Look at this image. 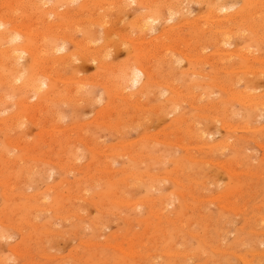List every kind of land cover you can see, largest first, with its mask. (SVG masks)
<instances>
[{"label": "rangeland", "instance_id": "rangeland-1", "mask_svg": "<svg viewBox=\"0 0 264 264\" xmlns=\"http://www.w3.org/2000/svg\"><path fill=\"white\" fill-rule=\"evenodd\" d=\"M38 1L34 19L44 11L45 28L64 34L72 23V40L59 42L55 57L77 55L72 42H82L89 52L112 42L98 58L74 57L61 67L54 74L57 91L46 93L43 102L36 104L27 93L30 102L21 107L23 98L15 91L20 82L0 87V264H264V26L252 24L264 20V0L248 13V24L244 16L243 28H223L226 41L218 30L217 42L200 38L205 27L218 28L228 14H240L245 0H215L220 12L212 16L207 13L214 0H179L178 10L147 32L133 27L147 8L125 0L120 10L101 1L97 10L109 13L110 36L95 26L97 38L89 45L75 31L83 0H62L57 9L60 0ZM169 58L171 67L164 61ZM15 63L26 70L29 56L17 53ZM127 63L148 65L150 78L142 77L137 86L128 80L115 90L111 67L122 70Z\"/></svg>", "mask_w": 264, "mask_h": 264}, {"label": "bare ground", "instance_id": "bare-ground-1", "mask_svg": "<svg viewBox=\"0 0 264 264\" xmlns=\"http://www.w3.org/2000/svg\"><path fill=\"white\" fill-rule=\"evenodd\" d=\"M61 1L62 0H60L59 2H58V4L56 5V7H54L55 9H57L59 6H61V5H63V3H61ZM68 1H74V0H67V3H69ZM101 1H105V0H83V2L80 4V8L78 9V13H77V16H76V18H78V25H77V29H75V31H77V32H81V33H83V37H82V41L83 42H85V43H83V44H88V43H92L94 40H93V36H95V38H97V33H96V31L94 30V27L96 26V27H101L100 29H102L103 30V32H104V35H105V37L106 38H109V36L110 35H108L110 32L109 31H107V30H105L106 29V25H108L107 23H108V21H109V18H110V16H109V13H107V12H100V11H98L97 10V6L100 4V2ZM107 1H109L110 2V5H112V6H114V7H117L118 9H122V7L123 8H125V6H123V3L125 2V0H107ZM130 1H132V0H130ZM134 2H136V3H138L139 5H141V6H143V7H145V8H147V10H148V12L145 14L144 13V15L142 16V19H140L139 21H134V24H133V27L134 28H136V29H138V30H140V31H142V32H147L146 30H148L149 28H150V26H151V23H153V22H157V21H159V20H161L162 18H163V16H165L166 14H168V12H170L169 14L170 15H172L173 14V12L174 11H176V10H178L177 8L179 7V0H133ZM181 1V0H180ZM197 1H199V0H197ZM201 1V0H200ZM204 1H210V0H204ZM215 1V0H214ZM243 1V0H242ZM38 0H0V29H4V31H0V69H2V70H6V73H2L1 75H0V87L1 86H3V85H5L6 84V86H7V83L9 82V81H13V80H15V81H17V82H20L21 84L15 89V91H16V94H20L21 95V97L23 98V102H21V104H20V106L22 107V106H26L27 104H29V102H28V100H27V96L26 95H28L27 93H32L33 94V97L34 98H37L38 99V102L36 103V104H38V103H40V102H43V101H45V100H47V98H46V96H47V94L46 93H49V92H52V93H55L56 91H57V89H56V83H55V81L54 80H56L57 78H58V76H56L55 75V77H57L56 79H54V74L55 73H57L58 74V72H59V70H60V68L61 67H63V66H65V65H70L71 63H72V60H73V58L74 57H77L78 59L79 58H82V57H87V56H92L93 57V59H95V58H98V56H99V54L101 53V52H103L104 50L106 51L107 49L109 50L110 48H107V44L111 41V40H109V39H107L106 41L108 42L107 44L105 43V45H103L102 47H100V48H102V50H92V52H89L90 51V49H89V51H88V49L85 47V48H83L84 46H81V43L82 42H72V41H70V42H72L73 44H74V46H75V48H76V51H79V53L77 52V55H69V56H65L64 55V57H60V58H57V57H55L54 55H53V50L55 49V47L57 46V44L59 43V42H63V43H65V42H68V40H72V39H70L69 38V36H68V33H71L72 31L71 30H69V29H67L68 27H70L71 25H72V23L70 22H68L69 24L66 26V30H64L66 33H64V34H59V33H56V32H54L53 30H51L52 29V27H48V28H45V24H44V18H43V14H44V11H40V14L38 15L39 17L37 18V19H34V11H35V9H40V7H39V5H38ZM77 2V1H76ZM106 2V1H105ZM219 2V1H218ZM128 3V2H127ZM181 3H182V1H181ZM220 3V2H219ZM223 3V2H222ZM221 3V5H223ZM226 3V2H225ZM109 4V3H108ZM131 4H133V2H131ZM213 6H211L210 7V9H209V14L207 13V15H210V16H212L213 15V13L215 12V10H217V11H219V9H218V4L216 3V1L215 2H213ZM227 4V3H226ZM236 4V3H235ZM243 4H244V2H243ZM262 4V0H245V4H244V6H243V8L244 9H242L241 11H240V14H238V13H235L234 15L233 14H231V15H229L228 14V17H226L225 19H223V18H221L222 20H225V21H223L224 23L222 24V25H219L218 26V28H216V27H210V26H208V27H205L206 29H205V31L204 32H202L204 35H206V36H203L201 33V35L203 36V37H200V38H204V37H207V39L209 40V41H216L217 40V38H216V36H217V31L218 30H220V29H222L221 31V35H223V34H225V35H223V41H226L227 40V35H228V31L227 30H225V31H223V28H227V27H229L230 25H242V23L245 21L244 20V16H246L247 17V19H246V22L248 21V18L250 19V16H252V15H250V16H248L249 14H250V11L254 8V7H256V5H261ZM264 4V3H263ZM217 5V6H216ZM232 5H234V4H232ZM100 6H102L101 4H100ZM99 6V7H100ZM128 6V5H127ZM126 6V7H127ZM219 7H220V5H219ZM230 6L228 5V7L226 6V8L228 9ZM215 8H217V9H215ZM221 8V7H220ZM223 8V7H222ZM225 8V11H227V9ZM53 9V8H52ZM50 10V9H49ZM224 9H222V11H223ZM256 10V9H255ZM255 10H254V12H255ZM58 11V10H57ZM234 11V10H233ZM233 11H231V13L233 12ZM54 12H55V10H54ZM186 12V11H185ZM220 12V11H219ZM58 13V12H57ZM63 13V12H62ZM61 13V14H62ZM67 13V12H66ZM71 12H69L68 14L69 15H71L70 14ZM206 13V12H205ZM222 13V12H221ZM249 13V14H248ZM80 15V17H81V15H82V17L80 18L79 17V15ZM182 14H183V11H182ZM186 14V13H185ZM226 13H224L223 14V16L225 15ZM86 15H88L87 17H85L84 18V16H86ZM206 15V16H207ZM253 15H255L254 13H253ZM257 15H259V14H257ZM67 16V15H66ZM141 16V15H140ZM179 16V15H178ZM185 17H186V15H184ZM208 17V16H207ZM215 17V16H214ZM257 17V16H256ZM260 17V16H259ZM83 18H84V20H83ZM122 18V17H121ZM187 18V17H186ZM198 18V17H197ZM206 18V17H205ZM205 18H203V19H205ZM80 19V20H79ZM111 19V18H110ZM135 19H137V17L136 18H133V20H135ZM200 19H202V18H200ZM206 19H208V18H206ZM220 18H218V20H219ZM25 20H28V23H26L25 22ZM199 20V19H198ZM213 20H215V19H213ZM222 20H219V21H222ZM252 19H250L248 22H247V24L251 21ZM71 21H72V19H71ZM111 21V20H110ZM168 21V20H167ZM171 21H173V20H171ZM210 21V20H209ZM32 22V23H31ZM74 22V21H73ZM136 22V23H135ZM169 22H170V20H169ZM184 22V21H183ZM193 22V21H192ZM199 22V21H198ZM245 22V23H246ZM167 23V22H166ZM222 22H220V24H221ZM244 23V24H245ZM57 24V23H56ZM58 24H62V23H58ZM65 24V23H64ZM173 24V23H172ZM186 24H187V22H186ZM204 24V23H203ZM209 24V23H208ZM215 24V23H214ZM252 24H253V26H257V25H261V24H263V26H264V20H252ZM47 25H49V24H47ZM132 25V24H131ZM154 25V24H153ZM168 25H169V23H168ZM213 25V24H212ZM54 26V25H53ZM177 26H179V25H176V27ZM204 26H206V25H204ZM243 26L244 25H242V28H243ZM253 26L251 27L252 28V30H253ZM262 26V25H261ZM59 27V26H58ZM57 27V28H58ZM152 27V26H151ZM172 27V26H171ZM171 27H169V28H171ZM174 27H175V25H174ZM190 27H193V29L194 30H197L198 28L199 29H202V26L201 25H199L198 23H192L191 25H190ZM153 28V27H152ZM197 28V29H196ZM246 28H248V26L246 27ZM258 28V27H257ZM261 28V27H260ZM238 29V28H237ZM240 29V28H239ZM263 29V28H262ZM105 30V31H104ZM154 30V29H153ZM153 30H152V32H153ZM167 30V29H166ZM228 30H230V29H228ZM174 31V30H173ZM131 32V31H130ZM195 32V31H194ZM231 33H232V31H230ZM240 31H238V33H239ZM243 32V31H242ZM255 32V31H254ZM60 33H62V32H60ZM112 33V32H111ZM102 34V33H101ZM117 34H119L118 32H117ZM129 33H127V35H128ZM196 34H198V31H196ZM255 34V33H254ZM261 34V33H260ZM112 35V34H111ZM145 36L147 35V33L146 34H144ZM163 35V34H162ZM171 35V34H170ZM199 35V34H198ZM72 36H73V34H72ZM120 36V35H119ZM122 36V35H121ZM131 36V35H130ZM260 36V35H259ZM74 37H76V36H74ZM114 37V36H113ZM122 37H124V36H122ZM122 37H121V39H122ZM126 37V36H125ZM132 37V36H131ZM163 37V36H162ZM162 37H161V39H162ZM165 38H166V36H164ZM175 37V36H174ZM179 36H177V38H178ZM257 37H258V35H257ZM21 38H24L25 39V41H24V44L22 45V46H13V43L14 42H17L18 41V39L20 40ZM78 38V37H77ZM111 38H112V36H111ZM115 38V37H114ZM129 38L130 37H128V38H126L127 39V41H129ZM135 38V37H134ZM147 38V37H146ZM152 38V37H151ZM164 38V39H165ZM167 38H169V37H167ZM181 38V37H180ZM190 38V37H189ZM259 38V37H258ZM113 39V38H112ZM120 39V37L119 38H117V40H119ZM125 39V40H126ZM140 39V38H139ZM160 39V38H159ZM172 39V38H171ZM205 39V38H204ZM203 39V40H204ZM259 39H257V41H258ZM113 41H114V39H113ZM116 41V40H115ZM143 41V40H142ZM142 41H138V44H139V42L142 44ZM145 41V40H144ZM259 41H261V39L259 40ZM112 42V41H111ZM117 42V41H116ZM120 42V41H119ZM129 42H133V41H129ZM149 42L150 41H148V44H149ZM164 42H166V41H164ZM217 42V41H216ZM95 43H97V42H95ZM156 43V42H155ZM154 43V44H155ZM167 43V42H166ZM166 43H164L163 45H166ZM170 43V42H169ZM167 44V45H169V46H171L170 44ZM209 43V42H208ZM224 43V42H223ZM110 44V43H109ZM116 44H118V43H116ZM122 44V43H121ZM145 44H146V42H145ZM147 44V45H148ZM151 44H153V43H151ZM150 44V45H151ZM157 44L159 45V42H157ZM156 44V45H157ZM171 44H173V43H171ZM6 46V48H2V46ZM89 45V44H88ZM112 45H113V43H112ZM111 45V46H112ZM129 45V44H128ZM135 45V44H134ZM143 45H144V43H143ZM147 45L145 46V47H147ZM224 45V44H223ZM223 45H221V46H223ZM126 46V45H125ZM136 46H138V45H136ZM135 46V47H136ZM152 46H155V45H152ZM175 46V45H174ZM215 46V45H214ZM89 47V46H88ZM98 47V48H99ZM109 47V46H108ZM115 48L117 47V46H114ZM120 47V46H119ZM140 47V46H139ZM148 47H149V45H148ZM160 47V46H159ZM220 47V46H219ZM218 47V48H219ZM225 47V46H224ZM224 47H222V48H224ZM229 47V46H228ZM161 48V47H160ZM163 48V47H162ZM161 48V49H162ZM195 48V47H194ZM151 49V48H150ZM149 49V51H151ZM154 49H156L157 50V52H158V49L159 48H154ZM166 49H168V47L166 48ZM192 49V48H191ZM215 49H217L216 47H215ZM220 49V48H219ZM227 49V48H226ZM141 50H143V49H141ZM140 49H139V52L141 51ZM155 50V51H156ZM175 50V49H174ZM88 51V52H87ZM144 51H145V49H144ZM177 51V50H176ZM215 51H217L218 52V54L220 53V51L219 50H215ZM224 50H222V52H223ZM58 52V51H57ZM73 52V51H72ZM110 52V51H109ZM148 52V51H147ZM153 53H154V50L152 51ZM168 52V51H167ZM226 52V51H225ZM224 52V55L226 54ZM233 52V51H232ZM249 52V51H248ZM17 53H19V54H23V55H28L29 56V65H28V68L26 69V70H21L20 68H18L17 67V65H16V63H15V60H16V55H17ZM196 53V52H195ZM209 53H212V52H209ZM227 53H230V52H227ZM236 53V52H235ZM235 53H234V55H235ZM155 54V53H154ZM157 54V53H156ZM161 54V53H160ZM214 54V53H213ZM231 54V53H230ZM233 54V53H232ZM231 54V55H232ZM80 55V56H79ZM142 55H145V54H142ZM150 55H152V54H150ZM215 55H216V52H215ZM221 55H222V53H221ZM237 55V54H236ZM257 55V54H256ZM153 57H155L154 55H152ZM158 56V55H157ZM183 56H185L184 54H183ZM137 57V56H136ZM198 57V56H197ZM210 57V56H209ZM216 57V56H215ZM240 57H242V56H240ZM255 57L256 56H254V59H255ZM19 58V57H18ZM138 58V57H137ZM248 58H250V57H248ZM77 59V60H78ZM140 59V58H139ZM173 59V58H172ZM171 58H169V59H167V60H164L165 61V63H167V66H169V67H171L172 66V63H173V61L174 60H172ZM186 59H188V58H186ZM196 59V58H195ZM198 59V58H197ZM200 59V58H199ZM210 59V58H209ZM208 59V60H209ZM212 59V58H211ZM244 59H245V57H244ZM246 59H247V57H246ZM254 59H251V60H254ZM258 59H259V57H258ZM257 59V61L259 62V60ZM23 60V59H22ZM201 60V59H200ZM206 60V59H205ZM220 60V59H219ZM256 60V59H255ZM254 60V61H255ZM261 60V59H260ZM18 61H20V60H18ZM198 61V60H197ZM202 61V60H201ZM203 61H204V59H203ZM213 62H215V58H214V60H212ZM262 61V60H261ZM261 61H260V64L262 65L263 63H261ZM109 62V61H108ZM183 62V61H182ZM200 62V61H199ZM211 62V61H210ZM221 62V61H220ZM262 62H264V60L262 61ZM116 63V62H115ZM124 63H126V62H124ZM212 63V62H211ZM210 63V64H211ZM21 64V63H20ZM74 64V63H73ZM103 62L100 64L101 65V67H104L103 65ZM107 64L108 63H106L105 64V66L107 67ZM118 64V63H117ZM120 64L121 63H119V66L118 67H120ZM213 64V63H212ZM100 65H99V67H100ZM109 65V64H108ZM111 65V64H110ZM216 65V64H215ZM217 65H218V63H217ZM216 65V66H217ZM222 65V64H221ZM22 66V65H21ZM114 66V65H113ZM146 66H148V65H146ZM145 66V67H146ZM106 67H104L105 69H107ZM118 67H116V66H114V67H111L112 68V70L114 71V74H112L113 73V71H110V70H105L104 71V74H108V75H111L112 74V77L113 78H110L111 80H112V84H113V87H114V89L115 90H117L118 89V87H119V85L121 84V83H125V82H128V80H130V81H132V83L134 84V85H139V82L142 80V77H144L145 79H148V78H150L149 76H150V73H149V66L148 67H144V65L143 66H141V67H133V64H131V63H127V64H125L124 65V69H122V70H119V68ZM262 67H264V66H262ZM118 68V69H117ZM122 68V67H121ZM148 68V69H147ZM221 68V67H220ZM225 68V67H224ZM248 68V67H247ZM217 69V68H216ZM223 69V68H222ZM260 69V68H259ZM263 69V68H262ZM260 70L261 71V73L263 72V70ZM246 70V69H245ZM248 70H250V69H247L246 71H248ZM193 71V70H192ZM221 71V70H220ZM219 71V72H220ZM230 71H232V72H236V71H238V70H235L234 69V71H233V69L232 70H230ZM242 71V70H241ZM254 71V70H253ZM252 71V72H253ZM258 71V70H257ZM194 72V71H193ZM227 72V71H226ZM249 72V71H248ZM154 73V72H153ZM152 73V75L154 76V74ZM199 73V72H198ZM238 73H239V71H238ZM243 73H244V71H243ZM246 73V72H245ZM195 74H196V72H195ZM199 74H201V73H199ZM203 74V73H202ZM59 75V74H58ZM107 75V76H108ZM203 75H206V74H203ZM201 76V75H200ZM206 76H208V75H206ZM60 77V76H59ZM155 77V76H154ZM211 77V76H210ZM214 77V76H213ZM66 78V77H65ZM152 78V77H151ZM60 79V78H59ZM70 79V78H69ZM77 79V78H76ZM79 79V78H78ZM83 80V79H82ZM93 80V79H92ZM97 80V79H96ZM240 80V79H239ZM80 81V80H79ZM94 81V80H93ZM93 81H90V82H93ZM149 81V80H148ZM147 81V82H148ZM233 81V80H232ZM62 82H65V81H62ZM67 82V81H66ZM71 82H77L76 80H74V81H70V83ZM156 82H158V81H156ZM239 82V81H238ZM81 83H82V81H81ZM85 83H88V82H85ZM94 84H95V82H93ZM98 83V82H97ZM217 83V82H216ZM216 83H214V85L216 84ZM141 84V83H140ZM171 84V83H170ZM195 84V83H194ZM199 84V83H198ZM206 84H209V83H206ZM212 84H213V82H212ZM104 85V84H103ZM160 85V84H159ZM210 85H211V83H210ZM220 85V84H219ZM14 86V85H13ZM42 86L43 87H48V90L47 91H42ZM72 86V85H71ZM168 86V85H167ZM228 86V85H227ZM237 86V85H236ZM67 87V86H66ZM69 87H70V85H69ZM69 87H67L68 89H69ZM73 87V86H72ZM82 87V86H81ZM103 87V86H102ZM105 87V86H104ZM106 87H107V85H106ZM113 87H111V88H113ZM144 87H146V86H144ZM217 87V86H216ZM222 87H224V86H222ZM226 87V86H225ZM230 87V86H229ZM66 88V89H67ZM141 88H142V86H141ZM168 88V87H167ZM231 88V87H230ZM237 88V87H236ZM176 89H177V87H176ZM223 89V88H222ZM44 90V89H43ZM79 90V89H78ZM142 90V89H141ZM140 90V91H141ZM145 90V89H144ZM143 90V91H144ZM171 90H172V88H171ZM226 90V89H225ZM224 90V91H225ZM234 90L235 89H233L232 88V91H231V93L233 94L234 93ZM245 90H247V89H245ZM110 91H112V90H110ZM142 91V92H143ZM170 91V90H169ZM173 91H175V90H173ZM67 92V91H66ZM139 92V91H138ZM241 92V91H240ZM240 92H238V94L240 93ZM243 92H245V91H243ZM242 92V93H243ZM247 92V91H246ZM246 92H245V95H246ZM253 92V91H252ZM68 93H70L71 94V92H70V90H69V92ZM123 93V92H122ZM230 93V94H231ZM248 93V92H247ZM251 93V92H250ZM249 93V94H250ZM257 93V92H256ZM110 94H115V92L114 93H110ZM126 94V93H125ZM178 94V93H177ZM238 94L236 95V96H238ZM241 94V93H240ZM6 95V94H5ZM55 95H58L57 93L55 94ZM116 95V94H115ZM121 95H123V94H121ZM228 95V94H227ZM259 95V94H258ZM69 96V95H68ZM68 96H64V98H66V97H68ZM127 95H125V97H126ZM230 96V95H229ZM233 97H235L234 95H232ZM231 96V97H232ZM241 96V95H240ZM247 96H248V94H247ZM263 96V95H262ZM54 97V96H53ZM59 97V96H58ZM111 97H113L112 95H111ZM115 97V96H114ZM123 97V96H122ZM242 97V96H241ZM244 97V96H243ZM249 97V96H248ZM251 97V96H250ZM249 97V98H250ZM254 97H259V96H253V99H254ZM6 98V97H5ZM131 98V97H130ZM228 98V97H227ZM230 98V97H229ZM246 98V97H245ZM252 98V97H251ZM260 98V97H259ZM11 99V98H10ZM51 99V98H50ZM54 99H56V98H54ZM54 99H52V100H54ZM70 99V98H69ZM80 99V98H79ZM113 99V98H112ZM127 98H125V100L124 101H127L126 100ZM138 99V98H137ZM192 99V98H191ZM234 99V98H233ZM257 99V98H256ZM264 99V98H263ZM61 100V99H60ZM92 100V99H91ZM111 100V99H110ZM114 100V99H113ZM131 100V99H130ZM141 100V99H140ZM139 100V101H140ZM181 100H182V98H181ZM193 100V99H192ZM191 100V101H192ZM238 99L236 98V101H237ZM241 100V99H240ZM244 102H241V104H243V103H245V100L244 99H242ZM250 100V99H249ZM55 101V100H54ZM56 101H58V98H57V100ZM69 101V100H68ZM78 101V100H77ZM87 101H88V99H87ZM132 101H134V100H132ZM194 101V100H193ZM192 101V102H193ZM225 101H226V99H225ZM247 101V100H246ZM251 101V100H250ZM252 101H254V100H252ZM251 101V102H252ZM258 101V100H257ZM1 102V101H0ZM3 102H5V101H3ZM63 102V101H62ZM71 102H72V100H71ZM73 102H75V101H73ZM80 102V101H79ZM137 102V101H136ZM238 102V101H237ZM249 102V101H248ZM256 102V101H255ZM255 102H253V104L255 103ZM259 102V101H258ZM20 103V102H19ZM75 103H78V102H75ZM110 103V102H109ZM180 103V102H179ZM259 103H261V104H264V103H262V102H259ZM258 103V104H259ZM36 104H34V105H36ZM72 104V103H71ZM192 104V103H191ZM249 104H251V103H249ZM257 104V103H256ZM257 104V105H258ZM260 104V105H261ZM18 105V104H17ZM78 105V104H77ZM243 105H246V104H243ZM248 105V104H247ZM256 105V106H257ZM28 106V105H27ZM79 106V105H78ZM137 106V105H136ZM252 106V105H251ZM261 106H264V105H261ZM40 107H41V105H40ZM39 107V108H40ZM166 107V106H165ZM201 107V106H200ZM200 107H199V109H200ZM207 107V106H206ZM209 107V106H208ZM23 108H26V107H23ZM141 108V107H140ZM215 108V107H214ZM249 108V107H248ZM252 108V107H251ZM27 109V108H26ZM103 109V108H102ZM106 109V108H105ZM116 109V108H115ZM154 109V108H153ZM198 109V108H197ZM226 109V108H225ZM256 109H257V107H256ZM260 109V108H259ZM104 110V109H103ZM201 110V109H200ZM216 110V109H215ZM2 111V110H1ZM30 111H31V109H30ZM102 111V110H101ZM152 111V110H151ZM177 111V110H176ZM226 111V110H225ZM19 112V111H18ZM37 112V111H36ZM261 112V111H260ZM27 113V112H26ZM34 113V112H33ZM174 113V112H173ZM260 114V113H259ZM57 115V114H56ZM98 115V114H97ZM197 115V114H196ZM17 116H19V115H17ZM22 116V115H21ZM20 116V117H21ZM54 116V115H53ZM108 116V115H107ZM206 116V115H205ZM261 116V115H260ZM25 117V116H24ZM30 117L32 118L33 116H31L30 115ZM29 117V118H30ZM56 117V116H55ZM100 117V116H99ZM15 118H17V117H15ZM30 118V119H31ZM57 118H60L59 116H57ZM95 118V117H94ZM184 118V117H183ZM262 118V117H261ZM175 119V118H174ZM180 119V118H179ZM9 120V119H8ZM13 120V119H12ZM16 120V119H15ZM41 120V119H40ZM60 120V119H59ZM182 120V118L180 119V121ZM186 120V119H185ZM184 120V121H185ZM216 120V119H215ZM17 121V120H16ZM20 121V120H19ZM35 121H37V116H36V119H35ZM179 121V120H178ZM223 121V120H222ZM221 121V122H222ZM8 122V121H7ZM18 122V121H17ZM16 122V123H17ZM32 122H34V121H32ZM13 124L15 123V121L13 120V122H12ZM11 122H10V124H12ZM23 123V122H22ZM37 123V122H36ZM222 123H224V122H222ZM2 124V123H1ZM10 124H8V125H10ZM57 124V123H56ZM249 125V124H248ZM248 125H247V127H248ZM3 126H5V125H3ZM13 126V125H12ZM21 126V125H20ZM84 126V125H83ZM223 126H225V128H227L228 127V124H223ZM230 126V125H229ZM2 126H0V128H1ZM113 127V126H112ZM190 127V126H189ZM231 127V126H230ZM238 127V126H237ZM255 127V126H254ZM3 128V127H2ZM5 128V127H4ZM110 128V127H109ZM188 128V127H187ZM235 127H233V129H234ZM246 127H244V129H245ZM261 128V127H260ZM116 129H118V128H116ZM224 129V128H223ZM228 130H229V128H227ZM254 129H257V127L256 128H254ZM264 129V128H263ZM7 130V129H6ZM9 130V129H8ZM46 130V129H45ZM180 130V129H179ZM183 130V129H182ZM194 130V129H193ZM227 130V131H228ZM232 130V129H231ZM243 130V129H242ZM251 130H253V129H251ZM1 131H2V129H1ZM42 131V130H41ZM235 131H237V130H235ZM241 131V130H240ZM3 132V131H2ZM232 132V131H231ZM187 133V132H186ZM199 133V132H198ZM236 133V132H235ZM239 133V132H238ZM185 134V133H184ZM189 134V133H188ZM203 134V133H202ZM158 135V134H157ZM176 135V134H175ZM55 136V135H54ZM199 136V135H198ZM240 136V135H239ZM196 137V136H195ZM201 137V136H200ZM204 137V135L202 136V138ZM148 138V137H147ZM151 138V137H150ZM197 138H199V137H197ZM11 139V138H10ZM13 139V138H12ZM152 139H154V138H152ZM183 139V138H182ZM204 139V138H203ZM203 139H201L200 140V138H199V140L200 141H202ZM245 139V138H244ZM6 140V139H5ZM199 140L197 141V142H199ZM19 141V140H18ZM203 141H205V140H203ZM202 141V142H203ZM226 142H227V140H225ZM176 142V141H175ZM180 142V141H179ZM226 142H225V144H226ZM228 142H230V141H228ZM8 143V142H7ZM13 143V142H12ZM26 143V142H25ZM205 143V142H204ZM221 143H223V142H221ZM232 143V142H231ZM88 144H90V142L88 143ZM179 144V143H178ZM205 144H207V143H205ZM224 144V143H223ZM222 144V145H223ZM17 145V144H16ZM87 145V144H86ZM221 145V144H220ZM228 145H230V143L228 144ZM227 145V146H228ZM260 145V144H259ZM178 146V145H177ZM201 146V145H200ZM224 146V145H223ZM16 147H18V146H16ZM181 147V146H180ZM191 147V146H190ZM204 147V146H203ZM206 147V146H205ZM215 147H216V145H215ZM232 147V146H231ZM230 147V148H231ZM25 149H26V147H24ZM88 148V147H87ZM90 148V147H89ZM182 148V147H181ZM189 148V147H188ZM193 148V147H192ZM198 148H199V146H198ZM212 148H213V145H212ZM233 148V147H232ZM263 148H264V145H263ZM220 149V148H219ZM27 150V149H26ZM200 150V149H199ZM97 153V152H96ZM1 155H2V153H1ZM3 155H4V153H3ZM2 155V156H3ZM124 155V154H123ZM2 156H1V158H2ZM4 160V159H3ZM7 161H10L9 160V158L7 159ZM13 162H15V161H13ZM17 162V161H16ZM48 162V161H47ZM21 163V162H20ZM14 164V163H13ZM73 164H75V163H73ZM212 164V163H211ZM57 166H59L58 164H56ZM10 166V165H9ZM59 167H61V169L62 170H64V167L62 168V165H60ZM13 168V167H12ZM29 169V168H28ZM30 169H31V167H30ZM29 169V170H30ZM29 170H27L28 172H30ZM61 170V171H62ZM225 170V169H224ZM103 171V170H102ZM31 172H33V171H31ZM24 174V173H23ZM32 174V173H31ZM51 174V173H50ZM236 174V173H235ZM128 175V174H127ZM149 177V176H148ZM147 177V178H148ZM157 177V176H156ZM24 178H25V176H24ZM151 179V178H150ZM177 179V178H176ZM139 180V179H138ZM175 180V179H174ZM176 181V180H175ZM0 185H2V183L0 184ZM52 188V187H51ZM50 188V189H51ZM7 189V188H6ZM5 190V189H4ZM24 190V189H23ZM47 190H49V188L47 189ZM3 191V190H2ZM5 193H7V192H5ZM2 194H4V191H3V193ZM23 194V193H22ZM31 194V193H30ZM43 194V193H42ZM21 195V194H20ZM24 195H25V193H24ZM27 196H28V194H26ZM33 194H31V196H32ZM38 195V194H37ZM31 196H29V198L31 197ZM3 197V196H2ZM6 197V196H5ZM21 197V196H20ZM38 197V196H37ZM42 197V196H41ZM35 198V197H34ZM11 199V198H10ZM31 199V198H30ZM36 199V198H35ZM39 199H41V198H39ZM12 200V199H11ZM145 200V199H144ZM140 201H142V200H140ZM117 203V202H116ZM127 203V202H126ZM45 204V203H44ZM9 205V204H8ZM27 205V204H26ZM38 205H36V206H34V207H37ZM34 207H33V209H34ZM7 208H8V206H7ZM7 208H5V209H7ZM39 208V207H38ZM38 208H35V209H37L38 210ZM230 208V207H229ZM41 209V208H40ZM39 209V210H40ZM47 210V209H46ZM49 210V209H48ZM52 210V209H51ZM55 211V210H54ZM17 214V213H16ZM264 220V219H263ZM3 225V224H2ZM96 226V225H95ZM8 227V226H7ZM4 228V227H3ZM13 228H14V226H13ZM7 229V228H6ZM17 229V228H16ZM46 232V231H45ZM44 232V233H45ZM2 235V234H1ZM0 235V236H1ZM5 238V237H4ZM8 238V237H7ZM114 247V246H113ZM46 250V249H45ZM16 255H17V253L16 252H14ZM127 254V253H126ZM244 263H245V261H244ZM247 263V262H246Z\"/></svg>", "mask_w": 264, "mask_h": 264}]
</instances>
